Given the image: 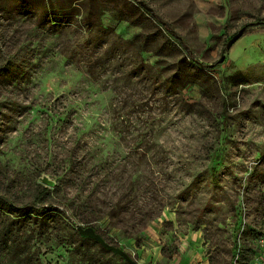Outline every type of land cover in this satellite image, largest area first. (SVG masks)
Wrapping results in <instances>:
<instances>
[{"label": "rangeland", "instance_id": "rangeland-1", "mask_svg": "<svg viewBox=\"0 0 264 264\" xmlns=\"http://www.w3.org/2000/svg\"><path fill=\"white\" fill-rule=\"evenodd\" d=\"M225 3L206 38L194 0H0V193L30 204L48 186L61 211L41 237L26 222L34 259L128 264L77 241L81 224L139 264L168 263L185 243L217 264L238 250L253 262L264 0Z\"/></svg>", "mask_w": 264, "mask_h": 264}, {"label": "trees", "instance_id": "trees-1", "mask_svg": "<svg viewBox=\"0 0 264 264\" xmlns=\"http://www.w3.org/2000/svg\"><path fill=\"white\" fill-rule=\"evenodd\" d=\"M258 24L264 27L263 20ZM55 196V191L45 186L33 202L18 204L7 194L0 193V264H41L40 258L34 259V253L32 254L28 249L29 240L23 238V232L27 221L36 225L33 230L34 237H41L43 233H47L49 226L54 227L61 214V211L53 205ZM75 239L94 240L83 237L78 229ZM101 248L103 251H110L102 245Z\"/></svg>", "mask_w": 264, "mask_h": 264}, {"label": "crops", "instance_id": "crops-1", "mask_svg": "<svg viewBox=\"0 0 264 264\" xmlns=\"http://www.w3.org/2000/svg\"><path fill=\"white\" fill-rule=\"evenodd\" d=\"M194 2L195 5L200 9V21L202 24V31L204 32L202 36L207 38L213 30L211 24L217 22L223 23L228 18L225 0H194ZM214 7L221 8L222 10L225 9V13L222 15H218V13H216L217 15H214V13L211 11L214 9ZM202 251L203 247L201 246L196 247L194 251V249L189 248L185 243L183 248L179 249L178 253L175 254V257L170 262L165 264H217L214 263L208 255H201ZM254 262L255 256H253V262H251V264H254Z\"/></svg>", "mask_w": 264, "mask_h": 264}, {"label": "water", "instance_id": "water-1", "mask_svg": "<svg viewBox=\"0 0 264 264\" xmlns=\"http://www.w3.org/2000/svg\"><path fill=\"white\" fill-rule=\"evenodd\" d=\"M141 3L144 6H146V4L143 1H141ZM245 30H246V26L242 27L236 34H234V36L229 40L227 46L230 47L237 40H239L242 37V35L244 34ZM220 61H224V57H222L220 59ZM42 182L46 183L47 185H50V186H54L56 184L53 180H51L46 175L42 177ZM77 229L83 237L91 238V239L98 241L102 246H104L108 250L122 256L127 262H129V264H139L123 248L109 243L93 226H83L80 224L77 226Z\"/></svg>", "mask_w": 264, "mask_h": 264}, {"label": "built area", "instance_id": "built-area-1", "mask_svg": "<svg viewBox=\"0 0 264 264\" xmlns=\"http://www.w3.org/2000/svg\"><path fill=\"white\" fill-rule=\"evenodd\" d=\"M258 250L255 252L254 264H264V235L258 237L255 241ZM240 251L236 253L234 264H238Z\"/></svg>", "mask_w": 264, "mask_h": 264}]
</instances>
